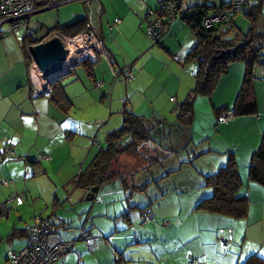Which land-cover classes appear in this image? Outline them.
<instances>
[{"label": "rangeland", "instance_id": "rangeland-1", "mask_svg": "<svg viewBox=\"0 0 264 264\" xmlns=\"http://www.w3.org/2000/svg\"><path fill=\"white\" fill-rule=\"evenodd\" d=\"M91 1L96 0H75L57 7L40 10L28 19L29 32L42 35L57 25L74 23L78 18L85 17L86 14L89 15L90 10L94 23H102L104 27H108L110 22L118 18L124 19L121 14L118 16L116 11L130 12L131 7L135 5L126 4L130 0H99V3L92 2L93 4H90ZM185 1L186 9L200 2V0ZM206 1L212 5H221L230 0ZM156 6L157 0L152 2V7ZM145 25L146 22H142L141 30L145 34L144 36L150 46H155L158 50L151 51L152 49H150L149 53L151 55L153 52V56L156 58L150 71L153 67H156V70H152L153 74L147 77L144 84L147 86L151 83V86L145 93H138L133 89H144L146 86L139 87V83L135 80L121 79L112 83V70H109L108 67L102 68L104 63L97 67V71L102 68L105 73L108 70L111 82L108 86L104 83V86H100L98 80L96 83L89 81L90 77L85 75L86 72L83 71V68L77 67L76 71L71 74L73 78L70 77L72 80H77V85H73L74 82L68 84L73 87H83L91 82V93L88 97L74 96V103L77 107L68 116L58 111L52 103L51 108L59 114H49L50 123L42 125L41 128L39 126L35 128L32 125L35 121L32 118L33 111H25V115H23V121L27 128L25 146L29 143V145L37 147V154H31L29 161L25 163V168L22 162H18V160L25 162L24 158L1 159V162L10 166L9 171L14 173L13 175L6 174L0 168V199L4 198L1 201L9 200L7 194L10 196L16 189L17 192L26 194L25 204L17 206L13 203L12 210H10L12 211L11 218H15L22 211L26 220L23 222V227L32 222L35 216L41 214L43 217L53 216L55 218L57 215L60 219L66 220L67 225L62 227L60 232H62V236L69 235L68 240L73 242L75 250L81 244H87L90 240L96 239L95 248L97 250L85 254L89 262L103 259V263L107 264L106 260L114 259V264H244L246 258L253 254L264 258L263 185L252 183L248 179L249 161L244 164L243 151H241L240 157L237 158L239 171L241 178L244 177L247 180L243 182L244 185L239 194H247L250 200L248 216L246 218H231L197 209V205L202 199L212 195V188L206 186L205 176L216 172L222 164L216 163L212 157L207 155L208 153L200 156L189 152L194 148V143L183 148L184 145H188V142L198 141V138L195 139L196 141L194 139L188 141L187 133L190 130L188 126H183L184 131L175 135L176 144L172 142L174 134L170 137L157 134L156 142L150 141L147 149L136 155L124 154L120 156L116 168L120 172L121 178L119 176L104 184L94 198L89 199L88 193L76 186L75 179L80 170L90 163L100 147H105L106 134L122 125L123 94L124 99L128 100L127 106L130 109L134 110L133 106L135 105L136 111H144L154 117L151 114L154 110L156 113H160L162 109H165L164 112L170 111L169 98L171 95L176 97L182 79L187 81L186 84L189 82L192 85L190 88L195 84L198 63L186 61L189 50L196 43L193 31L190 29L189 34H184L181 38L177 34L173 35L174 44L172 47L169 46L171 48V53H169L160 43H154L148 38L145 33ZM3 29L10 32L11 23L1 24L0 30ZM24 29L21 28L17 33H11V35L22 40ZM259 30L264 31L263 21ZM119 34L121 33L118 30L107 31L105 34L107 43L113 44L121 57L135 60L139 53L134 55L131 40L134 39L137 45L139 39L133 35L128 41L127 38ZM56 36L57 33L52 32L43 40L29 45V54L34 57L32 50L35 46L43 45ZM0 37H2L1 32ZM2 41L0 39V42ZM8 53L4 44L0 43V61H4ZM173 54H178L179 59L173 58ZM161 64H164L163 66L166 68L163 71L161 69L158 71ZM236 64L245 67L242 62ZM125 66H119L117 69L121 70ZM134 68L133 71L137 75L142 70L139 65ZM258 70L264 71V55L254 69L259 93L258 104L260 103L259 108L264 111V74L262 73L260 76L261 72ZM170 71H172L171 76H169ZM185 86L180 90L179 103L185 99L190 89L185 90ZM151 97L156 100H151ZM198 98L200 101L197 103L198 110L195 111L194 126L196 136L200 138V141L206 138L207 145L222 149L221 152L230 149L228 145L234 146V150L241 149V146L238 145L240 144L239 140L237 138L233 140L231 133H219L220 123H215L210 114L213 108L212 98L207 96ZM215 99L218 98L214 97L213 100L215 101ZM142 101L147 103L146 108L141 104ZM173 105L172 108L176 106ZM169 118H167L168 123L174 116H169ZM151 122L152 120H149L147 124L149 125ZM3 129L5 132L6 129ZM151 143H156V145L153 146ZM187 148L188 150H186ZM39 153L47 154L53 160L43 159L44 161H42L40 157L37 159ZM251 153L249 158H251ZM32 161H38L37 165H33ZM46 164L52 165L47 168ZM5 179L13 181L10 187L3 184ZM146 182H150L147 189L134 192L132 200L127 202L125 197L131 190L125 185L140 186ZM258 185L261 186V190L252 191L254 186ZM11 189L13 190L11 191ZM55 198L56 202H54ZM150 198L154 202L148 208L151 211V218L146 219L145 215L149 213L144 215L141 209L130 208V205L133 204L140 207L147 206ZM7 204L9 203L7 202ZM130 209L132 210L130 215L133 223L129 225L125 213ZM88 231L90 234L92 233L91 238L82 239V234ZM111 231L114 232L112 233L113 237L116 236L114 239L111 238L112 234L109 235ZM118 241L122 242V249L116 251L112 244ZM89 245L93 247L91 243ZM120 257L123 260L117 263Z\"/></svg>", "mask_w": 264, "mask_h": 264}, {"label": "crops", "instance_id": "crops-1", "mask_svg": "<svg viewBox=\"0 0 264 264\" xmlns=\"http://www.w3.org/2000/svg\"><path fill=\"white\" fill-rule=\"evenodd\" d=\"M154 1L155 0H130V2H127L126 4L129 3V4H135V5H133L131 7L130 12L116 11V14L118 16H119V14H121L124 17V19H121L122 20L121 24H119L117 26V28H114L113 30L110 29V24L112 22H110L108 24L109 25L108 27H104L102 23L101 24L100 23H94L95 21L92 18L91 10L88 12L89 15L86 14L85 17L78 18V19L83 18V19H86V20L93 22L94 27L96 28L97 32L101 35L107 50H109V52L112 55V59H113L112 61L114 62L113 66L115 68H117L119 66L120 67L125 66L127 64L128 65L132 64L133 68L137 67L138 65L140 66V70L141 69L142 70L138 73V75L135 72V78L132 80H135L136 82H138L139 87H142V88H144L146 86L144 84V82L147 79V77H149L153 74L152 70H156V67H153V69L150 71V67L155 63L156 58L153 56V52L151 53V55L149 53L151 51H158V50H156L157 48L155 46H152V45L150 46V43L148 42V40L144 36L145 34L141 30L142 22H144L143 18L146 15L147 9L150 7L152 8V2H154ZM92 2L99 3V0L91 1L90 4ZM41 9H43V8H41ZM242 15L241 14L235 15L234 22L237 25L238 30H240L242 32H246L249 28V22H248V19L246 18V16L244 14H242ZM121 25H122V28H121ZM187 27L189 30L187 29ZM115 30H118L121 33L119 35L124 37V38H127L128 41L131 39V36H133V35L137 36V38L139 39V43L137 45L135 44L134 39L131 40V43L133 44L134 55L139 53V55L135 58V60H133L131 58L121 57L120 54H118V52L116 51L113 44L110 45L107 43L106 37H105L106 32L107 31H115ZM187 30H188V33H187ZM2 31H4V29ZM2 31L0 30V32H2ZM25 31L26 30L24 29L22 40L17 36L11 35V33H15V32H8L6 36H3L0 38L3 40L0 43H3L5 49H7L9 52L5 56V60L0 61V168H2L6 172V174H11V175H13L14 173L12 171H9L10 166L8 167V164L1 162V159L8 158L4 155V147L6 145H11L12 150L14 152V156L9 157V159H22V158L25 159V162L18 160V162H22V165L24 168L26 167L25 163H27L29 161V157H31V154H33V153L37 154L36 153L37 147L29 145V143L26 144V146H25V139H27V128H26V125L23 121V115H25V111H29V110L33 111L32 118L35 121L32 123V125L35 128H36V126H39L41 128L42 125H46V123L49 124L50 123L49 114H55V115L59 114V112H56V110H53L51 108L52 107L51 105L53 103L51 101V98H50L51 84L52 83L49 85L50 90L43 92L31 76L30 68H31V64H32L33 59H32V56L30 54H29V58L26 57L24 54V50L22 49ZM170 31L171 32H169L167 35H165L160 42V45H162V47L165 48L166 51L169 53H171V51H170L171 48L169 46L172 47L174 44V39L172 38L173 35L177 34L181 38L184 36V34H189L190 28L183 19L179 18V19H176L172 23ZM30 34H32V33H30ZM150 49H152V50L150 51ZM176 55H178V54H173V58ZM105 60L106 59H102L98 63H95L94 74L96 77V82H97V80H98V82L102 81L104 83V85L108 86L111 82V77L110 78L108 77V70L104 73V71H102V68L108 67V69L111 70V66H109L108 61L105 62ZM101 63H104V65L102 64L103 66L100 69V71H97L98 70L97 67L100 66ZM236 63H239V62H236ZM236 63L232 64L228 73H226L221 78L217 88L215 89L213 95L211 96L213 108L211 109L210 114H211L213 121L215 123L216 122L220 123V125L218 126L219 133H231L233 140H234V138L235 139L237 138L239 140L240 144H238V145L241 146V149L236 148L234 150V146L228 145L230 149L221 152L220 150H222V149H217V147H212V145H207L208 143L206 142V140H207L206 138L202 139L200 141V138L198 136H196L197 133H195L196 130H195L194 123L191 126H188L190 129V130H188V133H187L188 138H189L188 141H191L192 139L195 140L197 138H198V141L197 142L191 141V142H188V145L183 146V148L185 149L186 147H189L190 144L194 143V148L189 150V152H191L195 155H200V156L208 153L207 155L209 157H212V159L214 161H216V163L218 162V164H222V165L225 164V162L227 160L226 153L229 151L234 152L237 155V158L240 157V152L243 151L242 158H243L244 164L248 161L250 162L249 154L251 152H252L251 154H253V152H255L258 149V146H259V143L261 140L260 137L264 131V111L261 110L260 108H259L258 114L236 116L233 120H230L228 122H221L219 120V118L217 117L215 111H214V106L215 107H221V106H225V105L232 106L233 103L235 102L237 94L239 93V91L241 89V86H242L241 80H242L243 76L245 75V69L246 68L244 66L237 65ZM163 65L164 64H161V67H159L158 71L160 69H161V71H163L166 68V66H163ZM79 66H81L83 68V71L86 72L84 65L81 62H79L76 65H74L73 68L69 72L64 73L62 76H60L58 78V79H60L59 82L62 85H64L66 93L73 100V102L75 100L74 96L78 95V96L88 97L89 94L91 93V91H90L91 87H92L91 82H89L87 84L84 83L85 85L83 87L70 86L72 84V82H74L73 85H77V80H72V79H70V77L73 78V76H71V74H73L76 71V68ZM134 71H135V68H134ZM258 71L261 72L260 76L262 75V73L264 74L263 70H258ZM171 72L172 71L169 72V76H171ZM235 73H236V77L234 78ZM85 75L87 76V73ZM88 79H89V81L91 80L90 78H88ZM70 82H71V84L69 85L68 83H70ZM186 82L187 81L182 79L180 82V86L178 87L176 97L173 95L170 96L168 104H171V107L169 109L170 110L169 112H164L165 109H162L160 113H156L155 110L153 113H151V114H153L152 116H155L157 118V119L155 118V121H157V122H160L161 119H166V120H167V118L170 119L169 116H174V118L171 119V121L169 122L170 125L169 124H162L161 122H160V124L156 125L155 129L152 132L154 142H156V140H157L156 139L157 134H159V136H167L168 135V137H170V135L174 134V135H172L173 140H174L172 142H174V144H176L175 143L176 142L175 135L181 131H184L185 128L175 125V122H176L175 120H176V112H177V110H176L177 105L176 104H178L180 101V99H179L180 95H181L180 90L185 86ZM112 83H114L113 79H112ZM112 83H111V85H112ZM135 85H136V83H135ZM150 86H151V83L149 85H147L144 89L135 88V89H133V91L138 92V93H145L146 90ZM190 86H192V85L188 82V84H186V86H185V90H188V88H190ZM130 88H132V87L130 86ZM255 90H256L257 98L259 100V93H258V88L256 85V80H255ZM103 96H105V95H103ZM145 97H146V95H145ZM214 97H217L218 99H215V101H214L213 100ZM154 99L155 98H152L151 100H154ZM124 100L125 99H124V94H123V101ZM199 101H200V98H198L196 100L195 110L196 109L198 110L197 103ZM147 103H148V101H147ZM147 103L145 104L143 102L141 104H143V107L146 108ZM149 103L151 104V102H149ZM173 104L176 105L174 108H172L174 106ZM53 105H55V104L53 103ZM55 106H56V109H58V111H60L61 113H63L66 116L70 115L71 112L77 107V105L75 106V103H74V106H73L72 110L70 111V113H65L57 105H55ZM133 107H134L133 111H135L136 113H138L140 115L151 117L150 113H145L144 111H136L135 105ZM165 107H167V106L165 105ZM167 109H168V107H167ZM158 115H160V116H158ZM163 116H164V118H163ZM155 121L153 122L154 125H155ZM195 121H196V118H195L194 122ZM3 128L6 129L5 132H4ZM172 129H174V130H172ZM149 143L150 142H148L144 146V149H147L146 147H148ZM151 145L154 146V145H156V143H151ZM186 150H188V148ZM247 152H248V154H246ZM39 154L42 155L41 153H39ZM39 154L37 156V159H39V157H40ZM44 155H47V154H44ZM222 155H224V156L221 157ZM41 160L44 161L45 159L44 160L41 159ZM50 160H53V159L51 158ZM32 162H33V165L34 164L37 165V163H38V161H32ZM51 165L52 164H46L47 168ZM245 180H247V179L243 177V182H246ZM252 183H256V182L252 181ZM7 186L10 187L11 184L7 185ZM254 187L255 188H253L252 191L255 189L261 190V188H260L261 186H259V185L254 186ZM12 190L13 189H11V191ZM18 194H20V192H17V189L15 192L12 191V194L10 196L7 194V196L9 197V200H7L6 202H8L10 204V207H9V204L6 205V211H4V214L7 213V217L0 215V264H7L8 251L10 249H12V248L20 249L23 246H25L26 235H24V233L22 234V230H26L29 225H31L35 221L40 220L42 218H48L52 223V228L50 230L51 232H50V236H49V242L51 244H55V243H58L61 241H68L69 235L65 234L62 236V232H60V229L62 227H64L65 225H67V221L60 219L59 216L57 217V215H55L56 218L53 216L52 217H50V216L43 217L42 214L35 216L34 220L32 222L28 223L25 227H23V222H25L26 220H25V215H23L22 211L19 213V215L15 216V218H11V212L12 211H10V210H12V207H11L12 204L14 203L17 206H23L25 204L24 198H27L26 194L24 193V198H23L22 203H18V202H16V200H11L14 196H16ZM3 199H0V205L5 203V201L4 202L1 201ZM156 200H157V198H156ZM56 201H57V199L55 198L54 202H56ZM153 203H154L153 199L150 198L148 200L147 206H143V207H140L138 205L137 206L140 208H147L146 210L143 209L141 211L142 214L145 215V214H147L146 212L151 213V211H149L148 208ZM53 211H54V209H53ZM130 212H132V210H130ZM4 218H6V219H4ZM53 218H55V219H53ZM129 218H130L129 219V225H130L131 223H133L130 213H129ZM58 221H61V222H58ZM14 229H17L20 232L17 234V236H15L13 238L12 237L8 238L9 234ZM112 233H114V232L111 231L109 233V235H111ZM113 235L114 234L111 235L112 239H114L116 237V236L113 237ZM89 243H91L93 247H91L89 245ZM89 243L81 244V246H79L77 250H75V245H73L72 249L70 251H68L62 257V259H60L58 262H56L54 264H104L103 259H99L95 262H91V261L89 262V259H86L85 254L87 252H94L95 250H97L95 248L96 239L90 240ZM121 244H122L121 241L113 243L112 244L113 249H115L116 251L121 250L122 249ZM113 260L114 259L106 260L107 264H114ZM122 260L123 259L120 257L117 260V263H118V261H122ZM109 261H112V262H109Z\"/></svg>", "mask_w": 264, "mask_h": 264}, {"label": "trees", "instance_id": "trees-1", "mask_svg": "<svg viewBox=\"0 0 264 264\" xmlns=\"http://www.w3.org/2000/svg\"><path fill=\"white\" fill-rule=\"evenodd\" d=\"M244 1L250 5L248 11L244 13L249 22V28L246 32L238 30L234 22L235 16L225 19L209 28L203 26V21L210 12L218 8H225L230 1L222 3L221 5H212L206 0H200L198 4L187 8L183 13L181 19L187 23L196 36V43L189 50L186 61H195L198 63V69L195 73L194 86L189 90L185 99L177 105L176 126H191L194 123L197 98L199 96L211 97L221 78L228 73L231 65L236 62L244 63L246 68L241 89L232 106H214V111L218 118L229 109L234 110L235 116L255 115L259 113L254 69L261 62V57L264 55V31L259 30L262 21L264 26V0ZM48 4L49 0L37 1V6L40 9L45 8ZM143 20L145 22L144 18ZM88 21L82 18L72 24L52 27L42 35L29 34L28 37L24 35L22 49L24 50L25 56L29 58V45L43 40L50 33L60 32L69 36H75L85 30ZM160 42L161 40L156 43ZM242 42L245 43L244 47L237 49L231 54L226 53L224 56L220 55L223 50H227ZM107 51L110 56V61L107 59L106 61H108L110 66L114 62L112 61L111 53L109 50ZM98 62L89 60H83L81 62L85 67L87 76L94 83H96L94 65ZM59 80L56 79L51 84L50 98L63 112L70 113L74 102L68 96L64 85ZM127 104L128 100L125 99L124 108L121 112L123 116L122 125L106 134L105 147L99 148V151L90 163L80 170L75 179L76 185L84 190V192L87 190L88 194L93 187L98 186L100 189L104 184L120 176V172L116 168V163L119 161L120 156L140 153L144 150V146L148 142L154 140L152 132L156 125L160 124V122L162 124H169L166 119H161L160 122H157L155 121V116L151 118L135 113ZM149 120H152V122L148 125ZM154 121L155 125L153 124ZM226 155L227 160L225 164L213 174L205 176L206 186L212 188V195L202 199L197 205V209L231 218H246L250 209V200L247 194H239L244 183L240 175L237 155L232 151L227 152ZM249 179L264 186V132L260 146L253 152L250 158ZM149 184L150 182L143 183L140 186L125 185L131 190L125 197L127 202L132 200L134 192L146 190ZM6 205L7 202L0 205V215L2 216H4V211H6ZM130 208L145 209L135 204L130 205ZM130 210L125 213L128 220ZM19 232L17 229H14L8 238L17 236ZM23 233L27 235V229L22 230ZM244 264H264V258L253 254L246 258Z\"/></svg>", "mask_w": 264, "mask_h": 264}, {"label": "built area", "instance_id": "built-area-1", "mask_svg": "<svg viewBox=\"0 0 264 264\" xmlns=\"http://www.w3.org/2000/svg\"><path fill=\"white\" fill-rule=\"evenodd\" d=\"M38 0H0V25L4 23H11V31L17 32L21 28H25V37H28L29 21L28 19L36 12L40 10L37 6ZM75 0H49V4L46 7H57ZM250 8L249 4H246L244 0H230V3L225 8H218L210 12L203 21V26L206 28L212 27L217 23L234 17L237 14L245 13ZM185 0H157V6L155 8H149L144 17L146 25L145 31L148 38L152 42H159L167 35L172 23L179 18H182L183 13L186 11ZM121 18L114 20L110 29L113 30L119 24H121ZM7 31H2L1 35L6 36ZM57 33V36L61 38L66 50V60L64 63V71H70L74 65L83 60H89L98 62L102 58L110 61L109 53L103 42L101 35L97 32L92 21H88L86 28L83 32L69 36L67 34ZM175 59H179L176 55ZM31 64V76L39 88L46 92L50 90V84L48 77L40 69L34 57H32ZM113 73V81H119L121 79L132 80L135 78L132 65L125 66L119 70L111 65ZM102 86L103 82H99ZM174 99V98H173ZM235 117L233 109L227 110L220 116L221 122H228ZM4 154L6 157H13L14 152L11 145H6L4 148ZM41 159H51L47 155H40ZM11 181L4 180L3 184L10 185ZM87 193V190H85ZM24 193H20L14 196L11 200H16L18 203H22ZM7 216V213L4 214ZM145 218H151V213L145 215ZM52 223L48 218H42L35 221L27 228L26 244L20 249H10L8 251L7 264H54L58 262L62 257L72 249L73 242L61 241L55 244L49 242L50 230ZM82 239H90V232H84L81 236Z\"/></svg>", "mask_w": 264, "mask_h": 264}, {"label": "water", "instance_id": "water-1", "mask_svg": "<svg viewBox=\"0 0 264 264\" xmlns=\"http://www.w3.org/2000/svg\"><path fill=\"white\" fill-rule=\"evenodd\" d=\"M52 7H45L43 9H49ZM41 9V11L43 10ZM245 43H238L227 50L221 52V56H224L226 53H233L237 49L244 47ZM32 54L40 69L48 77L49 84L53 83L56 79L62 76L64 73L69 71H64V63L66 60V50L63 41L59 36L49 39L43 45H37L33 48ZM99 187L95 186L90 190L88 198L92 199L95 196V193L98 191Z\"/></svg>", "mask_w": 264, "mask_h": 264}]
</instances>
